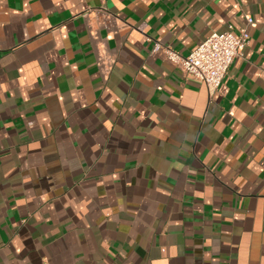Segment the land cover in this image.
Segmentation results:
<instances>
[{"label": "crops", "instance_id": "1", "mask_svg": "<svg viewBox=\"0 0 264 264\" xmlns=\"http://www.w3.org/2000/svg\"><path fill=\"white\" fill-rule=\"evenodd\" d=\"M0 264H264V0H0Z\"/></svg>", "mask_w": 264, "mask_h": 264}, {"label": "built area", "instance_id": "2", "mask_svg": "<svg viewBox=\"0 0 264 264\" xmlns=\"http://www.w3.org/2000/svg\"><path fill=\"white\" fill-rule=\"evenodd\" d=\"M254 26L253 20L246 18V25L237 36L234 27L228 25L221 33H214L203 41L196 50L188 56H183L171 48H161L154 45L153 53L158 55L159 50L164 53V61L179 70L182 75L204 83L211 91H216L228 74L234 63L243 57V51L248 45L250 29ZM148 42H152L148 40ZM99 65L104 78H107L113 69L111 60H105L99 55Z\"/></svg>", "mask_w": 264, "mask_h": 264}]
</instances>
